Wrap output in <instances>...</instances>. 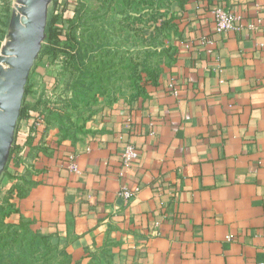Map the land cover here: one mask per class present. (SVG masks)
Returning <instances> with one entry per match:
<instances>
[{"label":"crops","instance_id":"1","mask_svg":"<svg viewBox=\"0 0 264 264\" xmlns=\"http://www.w3.org/2000/svg\"><path fill=\"white\" fill-rule=\"evenodd\" d=\"M222 4L238 15L227 32ZM170 16L177 40L157 74L70 107L67 134L42 103L41 118L31 110L69 95L65 59L40 53L31 72L14 142L31 168L8 180L23 189L4 221L68 264L264 261V0H175ZM129 144L138 158L122 177ZM123 186L138 191L125 200Z\"/></svg>","mask_w":264,"mask_h":264},{"label":"rangeland","instance_id":"2","mask_svg":"<svg viewBox=\"0 0 264 264\" xmlns=\"http://www.w3.org/2000/svg\"><path fill=\"white\" fill-rule=\"evenodd\" d=\"M79 1L85 4V10L80 22L78 20L75 23L74 33L77 36L84 35V41H88L89 34L97 33L96 42L103 51H97V46L95 54L99 63L102 61L105 64L100 73L103 82L99 83L96 77L87 78L88 82H94V90L84 91L83 98L86 101L103 95L99 87L108 94L137 90L151 72L159 70L164 58L171 57L178 30L176 22L170 16L175 0ZM55 4H50L49 15H58L59 10L55 11ZM15 5L16 0H0V53ZM67 16L64 20L67 23L65 33L57 38L61 46L67 44L70 19L77 18L76 14L69 17L68 13ZM61 22L58 19V23ZM54 40L44 41L43 46L48 47ZM58 55L67 59L64 52ZM73 75L72 80L76 74ZM52 97L50 95L47 99L48 103L53 102ZM0 224V259L4 262L65 264L64 257L54 252L45 240L34 238L24 231L10 229L4 220Z\"/></svg>","mask_w":264,"mask_h":264},{"label":"trees","instance_id":"3","mask_svg":"<svg viewBox=\"0 0 264 264\" xmlns=\"http://www.w3.org/2000/svg\"><path fill=\"white\" fill-rule=\"evenodd\" d=\"M58 2V3H57ZM52 3L55 4V11H58L57 14H51L48 17V24L46 29V38L44 41L55 39L48 45V47H42L41 53H48L53 58L59 56L58 54L60 52H64L66 55V58L64 60V77H65V86L63 88L62 93H66L68 96L63 97L60 96V100L49 102L47 98H44L41 100L37 106L32 108L34 111H37L38 114L44 116L40 113V107L39 104L42 103L44 108L42 110L47 109L46 118L48 123L51 122V120H56L59 122L62 126V131L64 134H67L71 129H74V126L71 122V113L68 111L70 107L76 106L79 102H86L84 97V91L91 92L94 90V82H88L87 78L89 77H96L97 81L99 83L103 82V78L100 76V73L102 69H104V63L102 61L99 63L98 56L95 54V51H103V48H101L100 45L97 44V33H92L87 36L88 41H84V35L77 36L75 32V23L79 20H81L83 14H84V3H82L79 0H52ZM79 6V7H78ZM70 14L69 17L72 16V14H76L75 17L76 20L70 19V30L67 36V44L64 46H61L59 44V41L57 38L60 37V35L65 33V27L67 26V23L64 21L67 16V14ZM58 19L61 22L58 23ZM96 46V47H95ZM102 59V57H101ZM76 74L74 80H72V75ZM157 72L153 71L150 73V76H155ZM74 76V75H73ZM100 77V78H99ZM102 94H106L108 92H105L102 90V88H98ZM27 106L23 105L21 110L20 119H24L25 121L29 119V116L26 115L27 110H29ZM30 110V111H31ZM41 110V112H42ZM30 115V114H29ZM80 131L79 129L75 130V132ZM17 146L14 145L11 152V159L10 162L5 169L3 173V177L8 180L10 179H18L21 181H25V173L28 172L30 169H26L24 173L21 175H17L19 170L24 166V161L19 156H16L17 153ZM13 166L16 170V174L12 175L9 172V167ZM27 174V173H26ZM2 177V179H3ZM1 179V181H2ZM17 180V181H18ZM0 181V197L2 193V186L3 181ZM22 185L19 182L12 184V186L7 190V193L3 195L2 201H0V223L5 219V215L7 211L10 209L11 206L9 203V199L12 197V193L17 190H22ZM9 204V205H8ZM2 225V224H0ZM65 264H68L65 260ZM0 264H11V262H4L2 259H0Z\"/></svg>","mask_w":264,"mask_h":264},{"label":"water","instance_id":"4","mask_svg":"<svg viewBox=\"0 0 264 264\" xmlns=\"http://www.w3.org/2000/svg\"><path fill=\"white\" fill-rule=\"evenodd\" d=\"M52 0H16L0 53V179L15 142L23 99L41 53Z\"/></svg>","mask_w":264,"mask_h":264},{"label":"built area","instance_id":"5","mask_svg":"<svg viewBox=\"0 0 264 264\" xmlns=\"http://www.w3.org/2000/svg\"><path fill=\"white\" fill-rule=\"evenodd\" d=\"M213 14H214V20H215L216 28L219 32H227V31H230V30L236 28V24L238 21V15L228 6H226L224 4L215 6L213 9ZM204 41H208V39L205 37ZM40 118H41V115H40ZM20 121H21V119H19V123H20ZM23 155H24V150L17 151V153H16V156H22L23 157ZM137 158H138V152L136 150V147L132 144H129L122 154L121 170H120V175L122 177L126 176L128 170L131 169V167H132V163ZM24 164H25L26 169L31 168V164H30L29 160L26 159L24 161ZM69 168L71 170H74V171L77 170V165L75 163V154H71L69 156ZM19 175H21V174H18V176ZM2 177H1V179H2ZM1 179H0V181H1ZM2 181H3V186H2V193H1L0 201H2L3 195H5L7 193V190L11 187V186L8 187V185H7L8 179H6V177L5 178L3 177ZM16 181H17V179H16ZM137 191H138V187L137 188H129L127 186H123L121 191H120V195L125 200H129L133 196L136 195ZM16 194H17V190H15L12 193V197ZM257 264H264V261H260Z\"/></svg>","mask_w":264,"mask_h":264}]
</instances>
